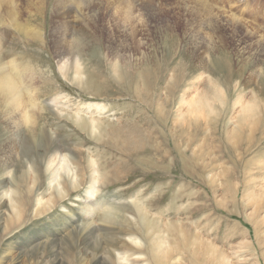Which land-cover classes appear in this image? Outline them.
I'll use <instances>...</instances> for the list:
<instances>
[{
	"label": "rangeland",
	"instance_id": "1",
	"mask_svg": "<svg viewBox=\"0 0 264 264\" xmlns=\"http://www.w3.org/2000/svg\"><path fill=\"white\" fill-rule=\"evenodd\" d=\"M55 1L10 0L13 18L5 16L14 31L3 47L20 60L34 125L9 126L0 102V144L16 131L26 161L16 178L0 179V264H264V90L249 76L262 47L231 21L190 14L191 0H134L125 23L90 0L68 36L69 47L83 27L92 36L80 48L81 83L74 65L69 77L59 69ZM257 6L264 34V0L215 10L252 20ZM38 28L45 41L33 38ZM196 46L211 49L208 66ZM55 143L71 171L58 170L60 185L51 183ZM86 202L115 205L118 233L101 225L102 209L88 219ZM85 222L92 237L80 232Z\"/></svg>",
	"mask_w": 264,
	"mask_h": 264
},
{
	"label": "bare ground",
	"instance_id": "2",
	"mask_svg": "<svg viewBox=\"0 0 264 264\" xmlns=\"http://www.w3.org/2000/svg\"><path fill=\"white\" fill-rule=\"evenodd\" d=\"M101 1L106 2V6L108 5L107 6L108 9L110 8V6L112 7L113 16L110 17V20H113V19L117 20V21L123 20V22L125 23V22H128L134 18V13H133V9L135 7L134 0H101ZM191 1H192L191 5L193 7V10H192V8L191 9L189 8L191 10L190 14L198 16V15H200L201 12L204 11L206 14H208V17H209L208 19L213 26L219 23V22L218 23L213 22V20H212L213 16H217L218 18L220 17V19H224L226 21H231L232 23L230 22V25L232 24V32H235V33L237 32L236 35L239 37H241L243 35L244 38L247 36L251 40L252 39L255 40L262 47V51H264V34H262L260 32V30L254 24V21L257 19L262 8H258V6H257L254 9L253 19L251 20L248 17H237V16L236 17H224L222 15L220 16L219 14H217L215 7H217L219 3L224 2V1H232V0H219V1L217 0L215 2H212L210 0H191ZM0 3L5 5V7H4L5 14L1 15V13H0V28H1L0 29V102H2L4 104L6 118H7L6 123H8L9 126H12L13 128H16V127L17 128L18 127H20V128L21 127H23V128L27 127L28 128L29 122H30V125H32V124L34 125V123H33L34 121H32V118L27 114V108L25 107V100L27 98V93L24 92V87L22 86L20 79L18 77L21 75V71L19 69V67L21 66V63H20V60L17 56L10 57V54H11V53H9L10 51H7L3 47V45L6 44L8 42V40L10 41L11 34L14 31V27L12 26V24L10 26L8 25V23L6 22V17H5L8 14V16L10 17L11 20L13 18L12 12L10 11V0H0ZM90 3H91L90 0H57L54 2L53 17L58 18L59 20L56 23L54 22V24L52 26V32H51L52 34L51 35H52L53 46L58 50V53L61 55V60L59 61V69L62 72V74L64 75V77H69L70 73H71V68L74 65L77 69H76V71L73 72V77L81 83H83L84 80H86V78H85L84 74L81 73V71L79 70L83 66V62L81 61V56L79 55V53L81 52L80 48H81L82 44L87 43V39L89 37H92V36L89 33V30L87 28L83 27V33L81 35L77 36L73 40L74 42L71 45V47H69L70 44H69V37L68 36H70V34L72 32V28L75 27L74 24L72 23V22H74L72 16L77 15L78 13H81L85 7H89ZM194 3H195V5H194ZM249 3H250V1H249ZM250 5H251V3L250 4L247 3L245 9H243L242 12L245 13L244 10L249 8ZM190 10H188V11H190ZM249 11H251V9ZM205 17H207V16H205ZM202 19H203V16H202ZM12 23H13V21H12ZM85 23H86V21H85ZM223 24L225 25V22H223L222 25ZM226 24H229V23H226ZM125 26H126V24H125ZM18 28H19V30L21 29L20 27H18ZM210 29H213V27H211ZM203 30H202V32H203ZM242 32H245V34H243ZM200 33L201 32H199L198 34H200ZM133 34H134V32H133ZM231 35H232V33H231ZM32 36L34 39H39V40H41V37L43 38L39 28L37 29V31L32 32ZM224 37H225V35H224ZM244 40H246V39H244ZM43 41H45V38H43ZM127 41H125V42H127ZM241 44H243V43H241ZM196 47H197L196 49H198V52L200 53L199 56L201 58V64L204 63V65L207 64L206 66H208L209 61H208L207 57L212 56L211 51H210L211 49L208 50L207 48H203L202 46L201 47L196 46ZM243 47H245V46H243ZM67 55H69V56L72 55V57H74V58L66 57ZM79 56H80V59H79ZM256 56H255V58H256ZM213 62L218 69L219 68L226 69L225 66L223 65L221 59H215V60H213ZM27 64H28V61L24 60L23 61V71L27 77L28 82L30 83L29 69H28ZM249 76H251L252 80H255L257 83H259L261 86H263L262 90H264V57H260V55H259V58H258L256 64H254V67L252 68ZM31 91L32 90H29L30 94H31ZM31 102L33 105L37 104L35 99H32ZM188 103L191 106H193V105L195 106V103L197 104V103H199V101L197 99H195L194 101H191V102L188 101ZM206 104H208V103H206ZM78 110L80 111V109H78ZM204 113H205V111L202 109L199 114L204 115ZM91 121H92V123H91L92 127L91 128L93 130L94 129L96 130L97 128H99V125L97 126L95 119L91 118ZM9 129H10V127L7 128V131H9ZM11 131H9V132H11ZM2 135H4V132H3V134H1V136ZM16 136H17V133L15 131L13 134H10V137L2 138V140H1L2 143L0 144V179L4 178L6 175L7 176L10 175L11 178H16V175L19 171L18 170L19 167L21 168V167L25 166L26 161L23 158V156H24L23 153H22V155L16 156L17 147H18L17 141H16ZM61 148H62V146L60 144L55 143V145L53 146V150L50 153V157H49L50 167H51V163H53L54 161H56L58 159L57 165L55 167H53L55 172H53L54 178L51 181V183L52 182L54 183L56 180L57 182H59V185H60V181H59V179H57V177L59 174L58 170L60 168L63 169V171H65V173H67L68 175L71 174V171L69 170L70 169L69 168V162H67V161H69V159L66 155L67 153L61 154ZM12 167H14V168L12 169ZM90 186H91V188L89 189L88 194L90 196H93L96 193L95 186H93V184H91ZM6 194L8 195L9 192L4 191L3 195H6ZM86 203L88 205L85 206L84 208H85V213L87 214L88 219L91 217L92 214H94L95 212L102 209L103 210V221H102L101 225H103V226L108 225L110 227V229L112 230L111 233L117 232V229H115V228L118 227V225H121L122 220H123V216L121 215L120 210L115 205H113V204H104V205L100 204L99 205L96 202H92V203L86 202ZM114 229H115V231H114ZM80 232H84V233L88 232L89 236L92 237L95 233L94 228H93V223L85 222V224H83L82 228L80 229ZM88 233H87V235H88ZM106 234H108V232ZM117 255H118V253H117ZM118 256H120V255H118ZM118 260H119V262H121L122 258L119 257Z\"/></svg>",
	"mask_w": 264,
	"mask_h": 264
}]
</instances>
